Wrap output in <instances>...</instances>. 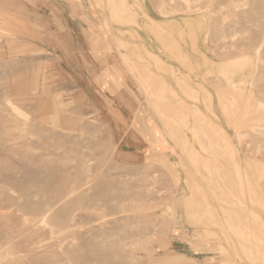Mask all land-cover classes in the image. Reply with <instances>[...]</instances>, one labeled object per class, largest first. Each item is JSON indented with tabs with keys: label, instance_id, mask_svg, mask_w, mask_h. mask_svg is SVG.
Instances as JSON below:
<instances>
[{
	"label": "rangeland",
	"instance_id": "obj_1",
	"mask_svg": "<svg viewBox=\"0 0 264 264\" xmlns=\"http://www.w3.org/2000/svg\"><path fill=\"white\" fill-rule=\"evenodd\" d=\"M0 264H264V0H0Z\"/></svg>",
	"mask_w": 264,
	"mask_h": 264
}]
</instances>
